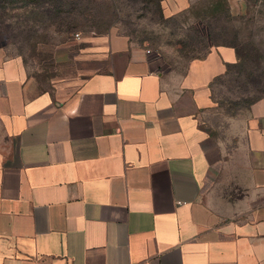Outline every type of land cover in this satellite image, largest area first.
<instances>
[{
    "label": "crops",
    "instance_id": "1",
    "mask_svg": "<svg viewBox=\"0 0 264 264\" xmlns=\"http://www.w3.org/2000/svg\"><path fill=\"white\" fill-rule=\"evenodd\" d=\"M72 89L0 44V264H264V100L221 136L217 46L185 73L110 32Z\"/></svg>",
    "mask_w": 264,
    "mask_h": 264
},
{
    "label": "rangeland",
    "instance_id": "2",
    "mask_svg": "<svg viewBox=\"0 0 264 264\" xmlns=\"http://www.w3.org/2000/svg\"><path fill=\"white\" fill-rule=\"evenodd\" d=\"M95 1L104 19L101 34L85 25L70 38L59 35L46 16L35 21L30 7L16 4L0 15V44L22 59L40 89L57 86L69 91L74 80L91 71L80 50L94 33H118L144 45L160 59L164 72L185 73L192 61L205 59L217 46L259 55L264 70V0H164L161 10L150 12L138 10L132 0ZM236 87L231 76L214 84L218 113L206 121L218 136L231 118H245L250 110L233 108L230 100H235ZM257 96L264 97V91Z\"/></svg>",
    "mask_w": 264,
    "mask_h": 264
},
{
    "label": "trees",
    "instance_id": "3",
    "mask_svg": "<svg viewBox=\"0 0 264 264\" xmlns=\"http://www.w3.org/2000/svg\"><path fill=\"white\" fill-rule=\"evenodd\" d=\"M132 1L138 10L150 12L153 8L161 10V3L164 0ZM16 4H20V8L30 7L35 21L41 22L43 16H46L47 22L54 26L59 35L69 38L85 25L90 31H97V34H101L100 31L103 28L104 19L95 0H0V15L3 14L6 6L9 8ZM229 47L235 49L237 62L228 65L226 75L216 79L212 87L216 82L231 76L237 84L234 89L236 95L233 96L235 100H230L233 108L240 107L239 109L249 110L256 102L264 98L257 96V93L264 91V70L260 56H250L247 55L248 52L243 53L235 46ZM251 52L254 53V49ZM213 98L215 102L214 93Z\"/></svg>",
    "mask_w": 264,
    "mask_h": 264
},
{
    "label": "built area",
    "instance_id": "4",
    "mask_svg": "<svg viewBox=\"0 0 264 264\" xmlns=\"http://www.w3.org/2000/svg\"><path fill=\"white\" fill-rule=\"evenodd\" d=\"M79 36H80L79 34L76 35L77 38H80ZM150 52H151V51H148V53H150Z\"/></svg>",
    "mask_w": 264,
    "mask_h": 264
}]
</instances>
